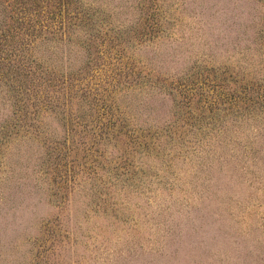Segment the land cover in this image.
Instances as JSON below:
<instances>
[{"label":"rangeland","instance_id":"1","mask_svg":"<svg viewBox=\"0 0 264 264\" xmlns=\"http://www.w3.org/2000/svg\"><path fill=\"white\" fill-rule=\"evenodd\" d=\"M0 264H264V0H0Z\"/></svg>","mask_w":264,"mask_h":264},{"label":"trees","instance_id":"2","mask_svg":"<svg viewBox=\"0 0 264 264\" xmlns=\"http://www.w3.org/2000/svg\"><path fill=\"white\" fill-rule=\"evenodd\" d=\"M122 174H124V175H125L126 173H125V172H123Z\"/></svg>","mask_w":264,"mask_h":264}]
</instances>
